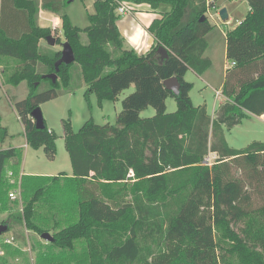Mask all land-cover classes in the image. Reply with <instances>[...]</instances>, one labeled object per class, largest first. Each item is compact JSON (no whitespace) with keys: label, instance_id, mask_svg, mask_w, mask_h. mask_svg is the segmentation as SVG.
Here are the masks:
<instances>
[{"label":"trees","instance_id":"16d2710c","mask_svg":"<svg viewBox=\"0 0 264 264\" xmlns=\"http://www.w3.org/2000/svg\"><path fill=\"white\" fill-rule=\"evenodd\" d=\"M117 1L146 4L153 10L169 6L148 29L156 43L144 55L125 48L116 26L118 5L113 0L95 1L84 29L63 16V41L56 39L55 44L67 42L75 60L60 65L52 81L42 77L55 72L61 51H39L51 30L39 27L37 19L41 10L59 13L65 0H0V57L19 63L9 84L25 82L28 88L15 110L29 147H42L54 157V133L46 125L37 130L30 114L68 87L74 64L87 86L86 101L94 94L98 106L135 87L122 101L115 125L99 126L90 119L74 132L70 120L63 122L71 175L23 176L22 211L0 224L7 232L23 225L41 237L45 232L33 223L35 206L45 187L64 180L70 186H64L60 207L46 204L59 215H76L77 221L53 234L48 244L72 250L75 242L84 240L87 264H264V205L246 210L249 196L242 183L228 178L229 163L241 160L245 169L260 175L264 143L236 150L223 136V129L230 130L251 115H264V0H246L248 13L226 33V59L233 65L226 69L222 85L226 101L213 118L205 107L193 106L192 84L184 77L189 70L201 76L211 66L204 57L205 36L213 29L206 12L215 7V0L208 6L207 0ZM9 12L12 20L6 23ZM21 28L24 32L16 34ZM172 77L180 85L177 96L163 85ZM42 84L48 88L39 91ZM168 97L176 103L171 114L166 113ZM148 107L155 115L141 119ZM6 137L0 118V142ZM209 152L217 154L211 166L204 164ZM15 155L14 148L0 150V210L9 201L12 186L5 168ZM26 187L38 189L26 198ZM0 264H9L4 255Z\"/></svg>","mask_w":264,"mask_h":264},{"label":"rangeland","instance_id":"374dc122","mask_svg":"<svg viewBox=\"0 0 264 264\" xmlns=\"http://www.w3.org/2000/svg\"><path fill=\"white\" fill-rule=\"evenodd\" d=\"M215 3L217 9H226L228 19L224 22L220 21L215 10H211L207 15L213 29L205 36L208 47L204 57L210 60L211 66L201 77L191 70L187 71L184 77L186 82L192 84L189 97L193 106L205 107L210 118L214 117L219 105L226 101L221 94L226 69L231 67V62L226 59L225 54L226 33L235 28L249 11L246 0H216ZM92 13H94L93 0H73L70 2L65 0L59 13L48 11L43 13L42 11L39 26L49 28L53 38L63 41L62 18L64 15L73 26L84 29L89 26L88 15ZM115 15L117 16L116 13ZM57 18H59V23L56 22ZM11 20L9 12L5 21L9 23ZM22 30L23 28L17 29L16 34L23 33ZM81 42L87 43L85 34H81ZM61 50V45L50 46L46 40H43L39 47L41 53ZM17 69H19V63L15 59L0 57V118L1 126L7 132V137L3 142H0V150L9 148L16 150L15 157L7 162L5 168L7 171L6 178L12 186L7 194L11 191H20V199L16 201L17 203L8 201L7 208L0 210V222L8 220L7 217L11 213L22 211L24 203L21 200L20 182L23 176L71 175L70 160L64 147L63 122L65 120H70L74 132H77L90 119L99 126L115 125L116 117L122 109V101L135 90L134 85H131L122 91L114 102L105 101L101 106H98L94 94H90L88 101H86L84 93L87 86L82 81L78 66L74 64L71 67V81L68 87L61 88L57 98L39 106L47 129L52 131L56 138L55 155L53 158H49L42 147L33 149L26 144L23 125L16 113L15 104L26 98L28 88L25 82H21L16 87L8 82ZM47 88L48 85L42 84L39 91H44ZM216 92L220 96H216ZM165 105L166 113L175 112L176 103L173 98L168 97ZM154 115V109L148 107L140 113V118H151ZM223 136L228 147L236 150L245 149L253 142L264 143V119L251 115L230 130L223 129ZM216 160L217 154L209 152L205 156L208 166L213 165ZM230 163L228 178L239 180L249 196L245 209L254 211L262 207L264 205V171L260 175L251 173L245 169L242 160ZM9 173L13 174L12 177H9ZM64 186H70V184L60 180L49 184L47 187L42 186L45 187L42 201L35 206L36 213L33 223L50 236L77 221L76 215H59L49 210L46 204L53 203L56 209L59 208L63 198L62 192L65 190ZM37 189L32 187L23 189L26 198L32 197ZM6 211L8 212L7 217L5 216ZM242 225L240 223L236 230ZM5 239H10L11 242L6 244ZM0 255H4L9 264H87L84 240L75 242L72 250H60L48 243L45 244L41 237L32 231H28L23 225H14L10 231L0 236Z\"/></svg>","mask_w":264,"mask_h":264},{"label":"water","instance_id":"95a60500","mask_svg":"<svg viewBox=\"0 0 264 264\" xmlns=\"http://www.w3.org/2000/svg\"><path fill=\"white\" fill-rule=\"evenodd\" d=\"M218 17L222 22L228 19L227 11L225 8L220 9V11L218 12ZM46 41L49 43L50 46H54L56 39L53 38L52 36H48L46 38ZM61 48L62 50H61L60 58L54 64L55 72L52 74L45 75L42 78H47L52 81H55L57 77L58 68L60 65L62 64L70 65L74 63L75 58L71 46L67 42H64L62 43ZM163 85L165 89L171 92L173 95L177 96L179 94L180 85L175 77L165 80L163 82ZM30 117L32 118L35 128L37 130H43L45 128L44 120L39 107L35 108L31 112ZM6 232H7V226L0 225V236ZM41 238L47 242L50 243L53 242V238L47 233L43 234Z\"/></svg>","mask_w":264,"mask_h":264},{"label":"clouds","instance_id":"9594fccd","mask_svg":"<svg viewBox=\"0 0 264 264\" xmlns=\"http://www.w3.org/2000/svg\"><path fill=\"white\" fill-rule=\"evenodd\" d=\"M137 7H144L142 5H137ZM150 8L151 6H146ZM125 9L123 7L117 9V14L124 13ZM160 16V13L155 10L151 11H138L135 13V18L128 21L127 28L120 33L121 39L124 44L131 47L138 52L143 50L147 52L155 43L154 34L148 31L151 22L157 19ZM142 18V19H137ZM150 18V19H149ZM123 19H126L124 17ZM121 19L120 22H123ZM147 21V22H145ZM57 23H59V18H57Z\"/></svg>","mask_w":264,"mask_h":264},{"label":"crops","instance_id":"0c3cea01","mask_svg":"<svg viewBox=\"0 0 264 264\" xmlns=\"http://www.w3.org/2000/svg\"><path fill=\"white\" fill-rule=\"evenodd\" d=\"M73 1V0H72ZM215 2H216V0H215ZM93 3H94V1H93ZM125 5H126V7L128 8V12L127 13H125V14H123V15H119V16H117V20H116V26H117V29H118V31H119V33H121L122 31H124L126 28H127V26H128V21H130L131 19H133V18H135V13L136 12H138V11H151V10H153V9H151V8H147L146 6H148V5H146V4H140V5H142V6H144V7H137V4H133V3H125ZM218 7L216 6V3H215V11L216 12H219L220 11V9H217ZM155 11H158L159 13H160V16L157 18V19H160L161 18V16H162V14H164V13H166V12H168L169 11V6H166V5H163V6H160L158 9H156ZM45 12H47V11H45V10H43V13H45ZM42 13V10L39 12V14H38V19H37V24H38V26H39V18H40V14ZM93 14V13H92ZM42 15V14H41ZM90 15V14H89ZM124 17H126V19H123ZM121 19H123V22H120L121 21ZM137 19H142V18H137ZM150 19V18H149ZM154 21V20H153ZM152 21V22H153ZM145 22H147V21H145ZM151 22V23H152ZM40 27V26H39ZM41 44V43H40ZM125 48H127V49H132L131 47H129V46H127L126 44H125ZM151 49V48H150ZM149 49V50H150ZM132 50H134V49H132ZM148 50V51H149ZM135 51V53L136 54H138V55H144V54H146L147 52H145V51H143V50H140L139 52L137 51V50H134ZM206 73V72H205ZM204 73V74H205ZM203 74V75H204ZM203 75H201V76H203ZM226 75V74H225ZM200 76V77H201ZM224 79H225V76H224ZM223 82H224V80H223ZM222 85H223V83H222ZM221 92H222V87H221ZM222 94V93H221ZM223 96V95H222ZM223 99L224 100H226V98L223 96ZM221 104H223V103H221ZM220 104V105H221ZM259 118H262V119H264V115L263 116H260ZM26 146V145H25ZM215 154V153H214ZM22 174H24V173H22ZM58 175H61V174H58ZM57 175V176H58ZM64 175H66V174H64ZM43 176H50V175H44L43 174ZM68 176V175H67ZM51 177V176H50ZM13 213H11V215H12ZM5 216L7 217L8 216V212L6 211L5 212ZM10 216V215H9ZM9 216L7 217V219L9 218ZM41 240H43L42 238H41ZM43 242H45V244H47V243H50V242H47V241H45V240H43Z\"/></svg>","mask_w":264,"mask_h":264},{"label":"built area","instance_id":"2783aa9c","mask_svg":"<svg viewBox=\"0 0 264 264\" xmlns=\"http://www.w3.org/2000/svg\"><path fill=\"white\" fill-rule=\"evenodd\" d=\"M94 2L95 1H99V0H93ZM118 6H117V8H116V10H115V13L117 14V9H119V8H121V7H123L124 9H125V12L124 13H120V14H117V16H119V15H123V14H125V13H127L128 12V8L126 7V5H125V3L123 2V3H120V2H118L117 0H113ZM213 2V0H207V6L210 4V3H212ZM215 9V7L213 8V9H210L209 7L207 8V12H206V15H208L209 13H210V11L211 10H214ZM216 15L218 16V12H216ZM219 18V17H218ZM233 64H231V66H232ZM216 96H220V94L218 93V92H216ZM207 162L205 161V159H204V164L205 165H207L206 164ZM9 175V177H11V173H9L8 174ZM11 183H13V181H11ZM8 199H9V201H11V202H16V201H19V199H20V191H11V192H9L8 193ZM12 240V239H11ZM11 241H10V239H5V243L6 244H9Z\"/></svg>","mask_w":264,"mask_h":264}]
</instances>
